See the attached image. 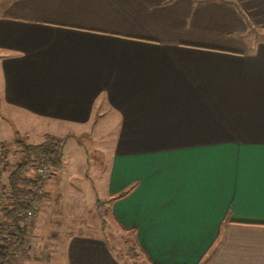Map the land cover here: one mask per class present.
<instances>
[{"label":"crops","instance_id":"obj_1","mask_svg":"<svg viewBox=\"0 0 264 264\" xmlns=\"http://www.w3.org/2000/svg\"><path fill=\"white\" fill-rule=\"evenodd\" d=\"M11 125L114 142L103 204L146 264H264V0H0V154ZM64 236L63 264H125Z\"/></svg>","mask_w":264,"mask_h":264},{"label":"rangeland","instance_id":"obj_2","mask_svg":"<svg viewBox=\"0 0 264 264\" xmlns=\"http://www.w3.org/2000/svg\"><path fill=\"white\" fill-rule=\"evenodd\" d=\"M16 130L21 132L22 140L28 145H36L38 140H42L35 138L29 129L15 126L14 130L11 125L8 128L9 139H5L6 145L14 144ZM27 134L31 135L30 139L25 138ZM85 137L87 136L67 140L62 164L64 167L57 173V177L53 176L55 173L51 175L53 179L60 180V198L55 203L52 192L46 198L38 225L34 229L31 227L32 234L28 236L30 249L18 258L17 264H63L61 256L63 244L67 239L64 233L68 231L102 235L114 246L118 257L125 264H146L133 237L118 230L108 206L103 204L109 196L108 173H102L101 168L112 159V149L108 145L112 146L114 142L101 144V141H90L94 140L92 134L89 140ZM98 145L104 152V157L100 151H96L95 147ZM8 150L12 153L17 147ZM68 162L70 165H67ZM16 167L17 163L9 155L5 171L11 172Z\"/></svg>","mask_w":264,"mask_h":264},{"label":"trees","instance_id":"obj_3","mask_svg":"<svg viewBox=\"0 0 264 264\" xmlns=\"http://www.w3.org/2000/svg\"><path fill=\"white\" fill-rule=\"evenodd\" d=\"M71 136L62 138L46 136L39 145H28L16 135L15 145L17 150L10 152L2 147L1 153L6 157L5 167L9 155L17 163V167L10 172L5 183L0 187L2 191L0 204V233L4 237V250L0 254V264H9L12 254L25 240L26 230L21 225L20 215L24 213L29 204L37 196L36 173L34 168L39 158L54 168H61L63 164L64 148ZM129 192L113 198L121 199Z\"/></svg>","mask_w":264,"mask_h":264},{"label":"built area","instance_id":"obj_4","mask_svg":"<svg viewBox=\"0 0 264 264\" xmlns=\"http://www.w3.org/2000/svg\"><path fill=\"white\" fill-rule=\"evenodd\" d=\"M5 163H6V157L4 154H0V187L2 186L3 182V173L5 172ZM36 173V185H37V196L34 198V200L29 204L27 209L22 213L19 217L21 221V225L26 230L25 233V240L23 244L17 248L12 254V260L9 264H17L18 258L21 257V255L24 254L25 250H28L30 247V243H28V236H31V227H32V221L35 218V216L39 213L42 206V198L45 194V182L46 180L52 175L54 169L49 166L44 158H39L38 163L36 167L34 168ZM2 191L0 190V204L2 202L1 198ZM4 238L1 236L0 233V254H2V251L4 250ZM14 258V259H13Z\"/></svg>","mask_w":264,"mask_h":264}]
</instances>
